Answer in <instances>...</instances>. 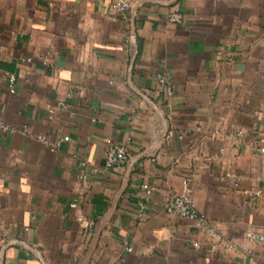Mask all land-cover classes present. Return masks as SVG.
I'll return each instance as SVG.
<instances>
[{"label": "crops", "instance_id": "obj_1", "mask_svg": "<svg viewBox=\"0 0 264 264\" xmlns=\"http://www.w3.org/2000/svg\"><path fill=\"white\" fill-rule=\"evenodd\" d=\"M129 1L0 0V264H264V0Z\"/></svg>", "mask_w": 264, "mask_h": 264}, {"label": "built area", "instance_id": "obj_2", "mask_svg": "<svg viewBox=\"0 0 264 264\" xmlns=\"http://www.w3.org/2000/svg\"><path fill=\"white\" fill-rule=\"evenodd\" d=\"M117 12L124 13L130 8L129 0H114ZM172 22H181L180 14H173L169 18ZM162 84L166 83V79L162 77L160 79ZM127 160V146L125 144H112L108 147L105 155V165L107 167L120 166L125 163ZM250 193V192H247ZM259 194V192H256ZM152 194V189L146 187L145 196L149 198ZM76 204H72L75 206ZM160 208L169 215L181 216L189 219H196L202 226L206 229L207 232L215 234L213 227L208 225L207 220L204 216H200L194 206L192 196L188 192H173L164 198L159 203ZM145 204L141 205V208H144ZM85 227H90V221H83ZM249 238L254 240L257 243L264 242V236L260 234H250ZM197 247L198 243H194Z\"/></svg>", "mask_w": 264, "mask_h": 264}]
</instances>
